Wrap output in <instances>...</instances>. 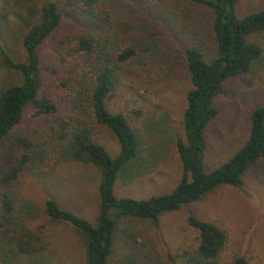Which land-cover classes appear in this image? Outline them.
<instances>
[{"label": "trees", "instance_id": "trees-1", "mask_svg": "<svg viewBox=\"0 0 264 264\" xmlns=\"http://www.w3.org/2000/svg\"><path fill=\"white\" fill-rule=\"evenodd\" d=\"M238 1L47 0L39 8L37 19L21 34L23 61L0 52V141L19 147L15 166L0 169L1 246L20 255L41 249L39 234L20 220L19 214L33 216L27 203L16 207V187L25 172L45 166L49 155L99 171L95 226L53 200L43 204L49 221L71 226L82 239L83 264H107L118 236L133 250L139 222L156 227L161 216L223 185L241 187L245 176L264 184V105L251 111L240 145L205 169L206 129L219 114L216 99L229 80L249 71L264 48V5L239 15ZM67 18L74 24L71 35L63 26ZM165 36L183 42L178 58ZM178 67L190 83L179 122L182 139L175 142L181 176L166 194L118 199L113 184L136 156L138 138L127 119L108 110L106 102L121 82L157 84L174 77ZM99 129L118 144L113 159L97 143ZM187 223L198 232V243L175 256L179 264H251L240 256L221 260L227 236L220 227L192 216Z\"/></svg>", "mask_w": 264, "mask_h": 264}, {"label": "rangeland", "instance_id": "rangeland-1", "mask_svg": "<svg viewBox=\"0 0 264 264\" xmlns=\"http://www.w3.org/2000/svg\"><path fill=\"white\" fill-rule=\"evenodd\" d=\"M46 1L0 0V52L3 56L23 61L21 34L37 19L39 8ZM263 5L264 0H239L237 13L245 15ZM63 26L65 33L71 35L74 24L67 18ZM165 42L166 46L172 45V55L178 58L183 42L167 36ZM261 44L264 47V35ZM3 76L4 71L0 70V81ZM146 85L144 88L121 82L106 102L108 110L127 119L138 138L136 156L117 174L113 184V195L118 199L140 200L166 194L181 176L175 142L182 139L179 122L185 95L190 89L189 79L183 67H178L174 77ZM216 101L219 114L206 129L207 170L240 145L247 134L251 111L264 105V48L247 73L226 83ZM132 111H138V117ZM97 143L111 159L119 152L116 140L103 129L98 130ZM18 154L17 144L0 141V169L15 166ZM45 163V166L25 172L16 187V207L20 209V205L27 203L33 216L27 219L19 214L20 220L39 234L41 249L33 255H20L12 252L11 246L0 245V264L84 263L82 239L71 226L49 221L43 204L47 199L53 200L60 209L95 226L99 171L90 164L60 161L52 155ZM189 216L215 224L225 232L227 241L221 251L223 262H230L236 256L251 264L264 262V184L245 176L241 187L223 185L200 201L161 216L156 227L147 222L135 224L138 235L133 250L118 236L107 264H179L181 259L175 256L192 251L198 243V232L187 223ZM123 228L120 225V229ZM137 250H140L139 257Z\"/></svg>", "mask_w": 264, "mask_h": 264}]
</instances>
